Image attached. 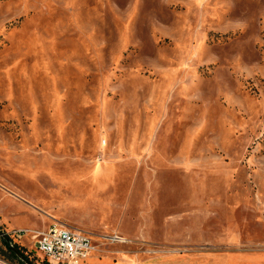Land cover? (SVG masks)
Instances as JSON below:
<instances>
[{"label": "rangeland", "instance_id": "obj_1", "mask_svg": "<svg viewBox=\"0 0 264 264\" xmlns=\"http://www.w3.org/2000/svg\"><path fill=\"white\" fill-rule=\"evenodd\" d=\"M51 223L86 264H264V0H0V264Z\"/></svg>", "mask_w": 264, "mask_h": 264}, {"label": "built area", "instance_id": "obj_2", "mask_svg": "<svg viewBox=\"0 0 264 264\" xmlns=\"http://www.w3.org/2000/svg\"><path fill=\"white\" fill-rule=\"evenodd\" d=\"M10 235L18 238L29 235L35 250L43 255L48 264H85L94 250L89 235L59 223H51L42 230H14ZM103 240L125 242L124 238L118 235H107Z\"/></svg>", "mask_w": 264, "mask_h": 264}, {"label": "water", "instance_id": "obj_3", "mask_svg": "<svg viewBox=\"0 0 264 264\" xmlns=\"http://www.w3.org/2000/svg\"><path fill=\"white\" fill-rule=\"evenodd\" d=\"M0 235H1V236H4L5 238H7V233H5V232L0 231ZM11 248H12V250H13L14 252H16L20 257H22L21 253L18 251V249H17L16 247L12 246ZM22 258H23V257H22ZM26 261H27L29 264H31L30 261H28V260H26Z\"/></svg>", "mask_w": 264, "mask_h": 264}, {"label": "trees", "instance_id": "obj_4", "mask_svg": "<svg viewBox=\"0 0 264 264\" xmlns=\"http://www.w3.org/2000/svg\"><path fill=\"white\" fill-rule=\"evenodd\" d=\"M9 250H10V248H9ZM20 250H21V252L26 256V254L24 253V249L20 247ZM10 252H11L13 255L15 254L12 250H10Z\"/></svg>", "mask_w": 264, "mask_h": 264}, {"label": "crops", "instance_id": "obj_5", "mask_svg": "<svg viewBox=\"0 0 264 264\" xmlns=\"http://www.w3.org/2000/svg\"><path fill=\"white\" fill-rule=\"evenodd\" d=\"M85 264H86V262H85ZM119 264H124V259L120 260Z\"/></svg>", "mask_w": 264, "mask_h": 264}]
</instances>
